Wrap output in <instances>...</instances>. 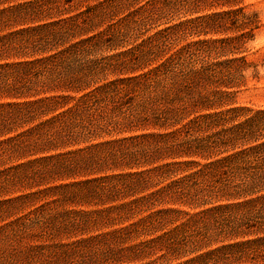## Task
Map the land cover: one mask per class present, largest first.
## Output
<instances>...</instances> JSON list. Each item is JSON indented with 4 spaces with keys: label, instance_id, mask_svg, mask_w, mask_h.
Here are the masks:
<instances>
[{
    "label": "trees",
    "instance_id": "obj_1",
    "mask_svg": "<svg viewBox=\"0 0 264 264\" xmlns=\"http://www.w3.org/2000/svg\"><path fill=\"white\" fill-rule=\"evenodd\" d=\"M205 2L0 0V264H264V111L219 110L256 15L148 33Z\"/></svg>",
    "mask_w": 264,
    "mask_h": 264
},
{
    "label": "rangeland",
    "instance_id": "obj_2",
    "mask_svg": "<svg viewBox=\"0 0 264 264\" xmlns=\"http://www.w3.org/2000/svg\"><path fill=\"white\" fill-rule=\"evenodd\" d=\"M228 5L229 4H227L225 0H207L202 9L179 13L173 16L172 19L161 20V24L152 28L148 33H153L157 29L165 26L164 22L174 23L187 18L208 15L230 8H240L246 14L254 13L256 15V23L251 30V35L243 39L242 45L235 50V52L221 57V59H225L233 56H243L248 62V65L242 71V77L234 82V86L230 88L232 95L227 98L219 109L225 110L232 107L240 108L243 114L237 120H243L245 117L257 111H264V0H236L231 6ZM205 29L186 36V40L182 39L178 45L187 41L232 37L242 32L233 30L214 32ZM178 45L176 47H178ZM104 53L106 52H102V54ZM258 139V142L264 141V132ZM184 209L188 210V208ZM191 255H193V253H186L185 256ZM184 257L171 259L165 264H177L184 259Z\"/></svg>",
    "mask_w": 264,
    "mask_h": 264
}]
</instances>
